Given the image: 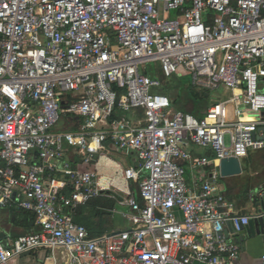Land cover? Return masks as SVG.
Listing matches in <instances>:
<instances>
[{"label": "built area", "instance_id": "1", "mask_svg": "<svg viewBox=\"0 0 264 264\" xmlns=\"http://www.w3.org/2000/svg\"><path fill=\"white\" fill-rule=\"evenodd\" d=\"M181 71L228 97L205 117L173 110L158 75ZM134 109L143 123L119 115ZM71 117L77 130L56 129ZM263 128L264 0H0V210L37 226L3 237L0 223V264L42 248L66 249L65 264H236L251 216L215 182L222 159L264 149ZM107 143L137 154L124 177L139 188L131 225L95 237L69 210L101 195L98 171L63 160ZM186 164L207 178L187 180Z\"/></svg>", "mask_w": 264, "mask_h": 264}, {"label": "crops", "instance_id": "2", "mask_svg": "<svg viewBox=\"0 0 264 264\" xmlns=\"http://www.w3.org/2000/svg\"><path fill=\"white\" fill-rule=\"evenodd\" d=\"M170 79L166 80L164 86L158 90L171 98L173 110H181L198 117H205L208 109L217 101L215 97H210L208 93L205 94L208 95L209 101L206 108H202L200 105H188L190 102L186 99L187 95L196 101V98L204 96L203 92L192 90L189 87L180 89L182 94L179 90L171 91L170 86L175 84V80ZM169 83L170 85H168ZM210 92L213 95L212 91ZM181 99L183 104L176 107L178 101H182ZM119 115L134 125L145 121V111L142 109H134L125 113L120 112ZM230 117H233L232 107H230ZM81 121L82 119L79 117H71L69 120L61 122L60 126L63 129L77 130ZM188 148H192V146L189 145ZM193 151L199 156L216 157L215 151L209 147H195ZM86 157V154L79 149H70L63 161L71 163L79 170H97L100 185L104 190H110V192H101V195L93 198L88 204L69 210V212H73L77 222L85 225L95 237L127 229L131 222L125 216V213L130 211L129 205L125 202L126 195L128 192H138L139 181H127L124 177V170L137 165V154L132 151L126 153L107 143L103 151L94 154L92 161L86 162ZM240 161L243 169L241 174L227 177L221 174L227 180L224 184L221 182L216 183L217 181L215 183L219 184L220 191L235 203L236 212L251 216L250 223L239 238L242 250L236 264H262L264 227L258 220L262 202L258 196L251 198L249 195L251 190L259 191L264 188V149H252L249 155L241 158ZM245 161H251V163L244 167L243 163ZM191 174L192 178L194 175L199 180H204L208 176L204 168H199L194 172L191 170ZM0 223L3 233L13 237L25 235L37 229L34 215L27 211L2 209L0 210ZM66 256L67 251L64 248L54 250L42 248L22 255L17 259V262L22 264H65ZM192 264L204 263L194 262Z\"/></svg>", "mask_w": 264, "mask_h": 264}, {"label": "rangeland", "instance_id": "3", "mask_svg": "<svg viewBox=\"0 0 264 264\" xmlns=\"http://www.w3.org/2000/svg\"><path fill=\"white\" fill-rule=\"evenodd\" d=\"M175 15H176V11H172V13H171V17H175ZM157 66H158V63L157 64H149L148 65V67H150L151 68V70H153V72L155 73L156 72V69H157ZM158 72V71H157ZM182 72V71H181ZM176 73V74H174L172 77V79H170V78H165V77H163L162 75H158L159 77H160V79L163 81V85L162 86H164V82L166 81V80H175V84H172L170 87H171V91H173V90H179V91H181L180 89H183V87H189V88H191L192 90L194 89L195 91H200V92H203L202 94H204V96H200V97H198V98H196V101L195 100H193V99H191V97H189L188 95H187V101L188 102H190V104H188V105H195V106H198V105H200V106H202V108H206V105L208 104V95H205V94H208L209 93V96L210 97H215L216 98V100L218 101V100H223V99H225V98H227L228 97V93H225V92H222V91H215V92H212L213 93V95L211 94V92L209 91V92H207L208 90H203V89H198V88H196L194 85H193V77H192V72H189V71H185V72H182V73ZM176 83H177V85H176ZM168 85H170V83L168 84ZM161 86V87H162ZM160 87V88H161ZM159 88V89H160ZM185 89V88H184ZM160 92V91H159ZM199 92V93H200ZM181 94H182V91H181ZM182 100V99H181ZM201 100V101H200ZM183 102V100L182 101H178V103L176 104V107L177 106H180L181 104H183L182 103ZM213 102H215V101H213ZM180 104V105H179ZM62 126H60V125H58V126H56V129H58V130H62L63 128H61ZM251 163V161H245L244 163H243V166L244 167H246V165L247 164H250ZM185 168H186V179L187 180H191V178H192V174H191V169L189 168V166L186 164L185 165ZM227 179L226 178H223V177H219L218 178V180H217V182L216 183H218V182H221V183H225V181H226ZM215 183V184H216ZM214 184V185H215ZM74 218H75V216H74ZM75 220H76V218H75ZM77 221V220H76Z\"/></svg>", "mask_w": 264, "mask_h": 264}, {"label": "water", "instance_id": "4", "mask_svg": "<svg viewBox=\"0 0 264 264\" xmlns=\"http://www.w3.org/2000/svg\"><path fill=\"white\" fill-rule=\"evenodd\" d=\"M264 130V128H263ZM242 165H241V161L239 160V158L236 157H230V158H224L221 160V165H220V171L222 176H234V175H238L242 173ZM102 192H110V190H103ZM262 202V208L259 210V215H258V220L261 223L262 227H264V198L261 199ZM243 234L240 233L239 238L241 237V235ZM2 236H6L5 233H2ZM27 253H30L27 252ZM26 253V254H27Z\"/></svg>", "mask_w": 264, "mask_h": 264}]
</instances>
